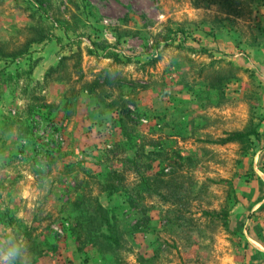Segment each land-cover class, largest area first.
Returning <instances> with one entry per match:
<instances>
[{
    "label": "rangeland",
    "instance_id": "rangeland-1",
    "mask_svg": "<svg viewBox=\"0 0 264 264\" xmlns=\"http://www.w3.org/2000/svg\"><path fill=\"white\" fill-rule=\"evenodd\" d=\"M8 238L23 264H264V0H0Z\"/></svg>",
    "mask_w": 264,
    "mask_h": 264
},
{
    "label": "clouds",
    "instance_id": "clouds-1",
    "mask_svg": "<svg viewBox=\"0 0 264 264\" xmlns=\"http://www.w3.org/2000/svg\"><path fill=\"white\" fill-rule=\"evenodd\" d=\"M25 254L31 255L30 248L24 241L0 239V264H13L14 261L23 264Z\"/></svg>",
    "mask_w": 264,
    "mask_h": 264
},
{
    "label": "trees",
    "instance_id": "trees-1",
    "mask_svg": "<svg viewBox=\"0 0 264 264\" xmlns=\"http://www.w3.org/2000/svg\"><path fill=\"white\" fill-rule=\"evenodd\" d=\"M235 136H243L242 134H237V135H235ZM118 147V146H117ZM114 151V150H113ZM127 161H133V159H131V158H127L126 159ZM113 174H114V172H111L110 174H109V178L107 179V184L105 185L106 186V190L107 191H109V193H111V192H113V191H115V188H116V186L114 185V183L112 182H110V180H111V178L113 177Z\"/></svg>",
    "mask_w": 264,
    "mask_h": 264
}]
</instances>
